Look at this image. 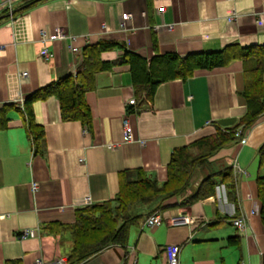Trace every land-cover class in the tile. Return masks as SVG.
<instances>
[{"label": "crops", "instance_id": "obj_1", "mask_svg": "<svg viewBox=\"0 0 264 264\" xmlns=\"http://www.w3.org/2000/svg\"><path fill=\"white\" fill-rule=\"evenodd\" d=\"M25 1L12 0L10 11ZM7 2L0 0V106H14L0 129V264H67L68 232L45 231L43 226L70 225L77 209L113 199L121 174L132 180L134 170H140L163 182L173 148L211 134L213 125H235L246 109L242 63L235 59L225 66L195 69L183 81L161 82L149 107L133 108L127 104L135 98L128 66L97 71L92 88L84 93L87 128L78 120H61L53 95L31 102L34 124L43 134L38 150L27 137L22 100L74 72L82 48L99 40L120 43L146 60L229 44H264V0H43L4 18ZM122 14L128 16L121 26ZM57 27L64 38L40 39V30ZM119 54L113 48L100 58L111 61ZM261 80L264 90V70ZM123 118L131 128L130 141L122 140ZM263 143L264 113L235 141L212 153L181 195L163 200L158 208L156 203L142 205L146 207L138 212L147 215L157 208L159 224L146 226L144 216L129 227L124 247L109 245L77 264H166L165 245L177 246L178 264H261L264 232L255 176L262 172L257 149ZM227 168L233 197L217 183L211 195L180 204L203 178L217 180ZM179 214L189 222L170 225L168 219ZM236 218L242 228L232 224ZM24 229H34L35 235L20 237Z\"/></svg>", "mask_w": 264, "mask_h": 264}, {"label": "trees", "instance_id": "obj_2", "mask_svg": "<svg viewBox=\"0 0 264 264\" xmlns=\"http://www.w3.org/2000/svg\"><path fill=\"white\" fill-rule=\"evenodd\" d=\"M43 0H26L22 7L8 12L3 9V17H13ZM118 48L120 54L111 61L100 58V53ZM240 59L243 72V88L241 96L245 100V112L237 123L227 128L213 125V132L198 137L186 145L171 150L166 165V178L157 183L140 170H134L135 178L129 180L125 174L119 175V188L113 199L96 204L85 205L75 211L74 222L70 225L48 224L43 230L50 232L66 231L71 239V246L66 257L67 264L84 261L103 248L117 244L125 246L130 226H135L148 213L135 212V205L157 204V208L165 199L181 195L191 182L194 171L217 149L235 141V133L239 136L262 113H264V90L261 74L264 70V44L240 46L229 44L218 50L200 51L178 56L166 53L144 57L129 51L120 43L111 40H99L86 45L81 51V60L74 72L66 74L37 88L22 100L25 114L27 137L34 150H38L42 140V130L33 121L30 104L35 100L53 95L58 101L61 120H78L85 128L89 125L90 116L84 100L85 91L92 88L93 74L106 70L113 65H127L135 95V104L131 106L149 107L155 87L171 79H187L195 69H211L225 66L232 60ZM14 104L0 106V129L6 127L7 110ZM257 165L261 170L255 176L257 197L260 200L259 216L264 232V143L257 149ZM217 183L224 184L227 195L233 197L234 188L230 168L223 169L218 179L212 175L203 178L192 192L180 202L182 205L205 198L213 193ZM154 210L151 212L156 211ZM234 241V238H229ZM124 263V261H123ZM122 263V264H123ZM6 264H19L9 261ZM261 264H264V253Z\"/></svg>", "mask_w": 264, "mask_h": 264}, {"label": "built area", "instance_id": "obj_3", "mask_svg": "<svg viewBox=\"0 0 264 264\" xmlns=\"http://www.w3.org/2000/svg\"><path fill=\"white\" fill-rule=\"evenodd\" d=\"M12 0H8L6 4L3 5V8L7 9L8 12L10 11L11 3ZM157 12L162 11V7L157 8ZM128 16V14H122L121 15V23L120 25L122 26V21ZM164 29H170L169 25H164ZM39 37L42 41L44 40H55V39H61L65 37V33L63 32L62 28L57 27L52 30V32H46L45 30H40L39 31ZM41 54L44 57H47L48 51L45 47H42L41 49ZM21 75H25V73H21ZM127 104H135L134 98H130L127 101ZM235 136H239V131H236ZM132 139L131 136V128L126 120V118H123L122 120V140L123 141H130ZM115 144H107L106 148L112 149L115 148ZM34 188V185H32ZM88 200H84V203H86ZM170 225H178V224H184L189 222V218L183 214H179L176 216H173L168 219ZM161 221V216L158 212L154 211L151 212L149 215L144 220V224L148 227L155 226L159 224ZM232 224L237 227V228H242V220L240 218H236L232 220ZM35 235V230L34 229H24L22 230L20 237H32ZM164 251V257H165V262L166 264H178V257H177V252L178 248L175 245H165L163 247ZM38 262V260H36Z\"/></svg>", "mask_w": 264, "mask_h": 264}, {"label": "rangeland", "instance_id": "obj_4", "mask_svg": "<svg viewBox=\"0 0 264 264\" xmlns=\"http://www.w3.org/2000/svg\"><path fill=\"white\" fill-rule=\"evenodd\" d=\"M145 207H146V206L135 205V206L133 207V210L136 211V212H138V211H140L141 209H143V208H145ZM64 235L68 236V234H64Z\"/></svg>", "mask_w": 264, "mask_h": 264}]
</instances>
